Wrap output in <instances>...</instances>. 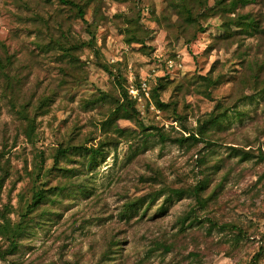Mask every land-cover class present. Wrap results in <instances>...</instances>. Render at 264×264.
I'll list each match as a JSON object with an SVG mask.
<instances>
[{"label": "rangeland", "instance_id": "374dc122", "mask_svg": "<svg viewBox=\"0 0 264 264\" xmlns=\"http://www.w3.org/2000/svg\"><path fill=\"white\" fill-rule=\"evenodd\" d=\"M185 1L0 0V264H264V0Z\"/></svg>", "mask_w": 264, "mask_h": 264}, {"label": "trees", "instance_id": "16d2710c", "mask_svg": "<svg viewBox=\"0 0 264 264\" xmlns=\"http://www.w3.org/2000/svg\"><path fill=\"white\" fill-rule=\"evenodd\" d=\"M59 1L63 4H69L70 6L76 8L77 17H80L83 20H86L85 19V13H86V6H87L88 0L87 1H85V0H59ZM239 1L245 2L246 0H215V4L213 6H210L208 4V0H202L200 5L204 8L205 11H210V10L214 9L215 5H218V12H220L221 10L228 8L227 6H229L228 10H232L237 5V3ZM175 5L180 7L183 10L182 11L183 14L186 13V17L183 18V21L181 24H183V25H186L189 23L196 24V25H198L196 30L197 31H203L204 27L201 25V23L199 21V13L195 14L192 11L190 6H186L185 0H179V3H175ZM232 21H233V19H230L228 21L227 27L229 26L230 23H232ZM249 25H250V23L248 22L247 26H249ZM194 36L195 35L193 33L192 37H194ZM65 40L67 43L69 42L68 37H65ZM91 43H92V40H88L87 42L85 40H79V41L75 40L73 42H69V45L64 47V50H65L64 54L68 55L70 60H75V59H77V57L75 55V50L79 49L85 45H90ZM101 66H103L104 69H107V67L104 64H102ZM153 98L155 100V103L158 106L164 105V102H162L159 99V95L157 93H155L153 95ZM115 104L116 105H115L114 109L111 111V115L109 116V118L105 121V124H107V127H111L112 131L117 133L118 135H124V134H128V133L132 132L129 129L123 128L117 124L118 118L132 119V118H134V116L137 112V109L135 106V100L132 99V97H130L128 90L122 85H120L119 98L116 100ZM213 121H214V119H212V117H210V119L205 120V123L201 126V128H203L207 122H213ZM199 133H203V129H200L197 134H199ZM161 138L164 140V139H167L168 137L166 135L161 134ZM188 138H195V133H191L190 135H188L186 137L181 136L180 138H176L175 141L176 142H183V141L187 140ZM74 147H75V149H78V150H82V148H84V147H79L78 145H76ZM66 151H67V149L65 148L63 152L65 153ZM85 151H87V152L89 151L91 153V156L94 158L97 153L101 152V144L97 147H94V146L85 147ZM202 188H203L202 183L198 184L194 188V193H195L196 197L199 198V190H201ZM176 192L178 193V195H180L183 193V190L178 189V190H176ZM45 197H46V193H45L44 189L37 190L34 193V196H33L34 202H32V205H35L38 201L43 200Z\"/></svg>", "mask_w": 264, "mask_h": 264}, {"label": "built area", "instance_id": "2783aa9c", "mask_svg": "<svg viewBox=\"0 0 264 264\" xmlns=\"http://www.w3.org/2000/svg\"><path fill=\"white\" fill-rule=\"evenodd\" d=\"M131 91H134V89H131Z\"/></svg>", "mask_w": 264, "mask_h": 264}]
</instances>
